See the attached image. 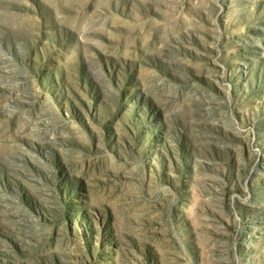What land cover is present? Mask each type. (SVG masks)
<instances>
[{"label":"rangeland","instance_id":"rangeland-1","mask_svg":"<svg viewBox=\"0 0 264 264\" xmlns=\"http://www.w3.org/2000/svg\"><path fill=\"white\" fill-rule=\"evenodd\" d=\"M0 264H264V0H0Z\"/></svg>","mask_w":264,"mask_h":264}]
</instances>
